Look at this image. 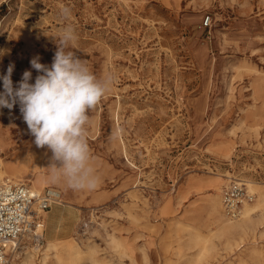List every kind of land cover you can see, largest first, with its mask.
Returning <instances> with one entry per match:
<instances>
[{
	"label": "rangeland",
	"instance_id": "374dc122",
	"mask_svg": "<svg viewBox=\"0 0 264 264\" xmlns=\"http://www.w3.org/2000/svg\"><path fill=\"white\" fill-rule=\"evenodd\" d=\"M65 23L77 36L69 50L115 78L86 125L99 182L52 183L51 152L36 147L19 106L0 109V179L60 195L40 239L22 236L8 264H71V247L72 264H264V224L230 250L208 213L231 179L264 186V0H0V75L12 63L14 85L25 70L34 82L30 60L52 63ZM196 231L215 258H199Z\"/></svg>",
	"mask_w": 264,
	"mask_h": 264
},
{
	"label": "clouds",
	"instance_id": "9594fccd",
	"mask_svg": "<svg viewBox=\"0 0 264 264\" xmlns=\"http://www.w3.org/2000/svg\"><path fill=\"white\" fill-rule=\"evenodd\" d=\"M67 21L70 9L60 10ZM55 39L57 45L52 63H41L39 55L30 60L38 74L34 82L31 70L13 84L15 65L0 75V109L19 106L23 121L38 148L51 152L49 170L52 183L63 184L73 191L94 189L99 177L92 165L86 125L89 112L114 85L112 75L98 77L87 62L69 48L77 39L74 27L65 23ZM5 54L0 50V57Z\"/></svg>",
	"mask_w": 264,
	"mask_h": 264
},
{
	"label": "built area",
	"instance_id": "2783aa9c",
	"mask_svg": "<svg viewBox=\"0 0 264 264\" xmlns=\"http://www.w3.org/2000/svg\"><path fill=\"white\" fill-rule=\"evenodd\" d=\"M212 24L211 15L202 23ZM59 193L53 188L37 192L31 184L12 178L0 179V264L9 263L14 243L25 234L32 233L40 239L39 230L45 228L42 212L58 202ZM256 193L243 180L231 179L222 189V208L229 219H240L245 203L252 202Z\"/></svg>",
	"mask_w": 264,
	"mask_h": 264
},
{
	"label": "bare ground",
	"instance_id": "6f19581e",
	"mask_svg": "<svg viewBox=\"0 0 264 264\" xmlns=\"http://www.w3.org/2000/svg\"><path fill=\"white\" fill-rule=\"evenodd\" d=\"M1 173L2 172L0 171V174ZM3 173H5V172H3ZM247 183H248V186L251 190H257L259 192V198L257 200L258 203L255 206H252L250 203H245L244 209H243V215H242L241 219L229 221V219L227 220V218H225V214L222 211V204H221L222 202L220 200L219 193L213 194V197L210 199L209 204H208L209 216L211 218H213L214 223L216 225L215 235L217 237H219V239L224 242L225 247L227 249H230V250H234L236 247L241 246L242 243L249 241V239H251V238H255V233H256L258 226L264 224V217H263V219H261L259 221H255L251 217V213L255 208L264 207V186H261L257 183L250 182V181H248ZM36 191L39 192L38 190H36ZM259 231H260V229H259ZM25 235H27V234H25ZM205 237L203 238V236L200 234L199 231H196L195 236H194V239L196 241H203V243H204L203 247L201 248L199 258L200 259H202L204 257L215 258L216 257L215 256L216 255L215 254L216 253V247L213 246L212 244H209L211 242L210 241L211 239L205 238ZM211 237L212 236H210V238ZM55 241L56 240H52V239L48 240V243H49L48 248L49 249H58V246H59L58 242H55ZM257 241H258V239H257ZM14 246L15 247L17 246V242L14 243ZM70 249H71V259L70 260H71V264H72L74 262V259H75L73 257V255L74 254L79 255L80 252L77 249H76V251H74L73 247H71ZM94 251H95V249H94ZM257 251H258L257 248L252 249V252L258 253ZM49 255L47 253L45 256L47 257ZM56 255H57V258L59 260L61 253L60 254L56 253ZM98 261H100V260H98ZM241 261H242V259H241Z\"/></svg>",
	"mask_w": 264,
	"mask_h": 264
},
{
	"label": "crops",
	"instance_id": "0c3cea01",
	"mask_svg": "<svg viewBox=\"0 0 264 264\" xmlns=\"http://www.w3.org/2000/svg\"><path fill=\"white\" fill-rule=\"evenodd\" d=\"M48 212H50V214H51V210H48L45 213H48ZM50 214L48 216H50ZM43 219H44V222H45V225H46V217H45V215H43Z\"/></svg>",
	"mask_w": 264,
	"mask_h": 264
}]
</instances>
